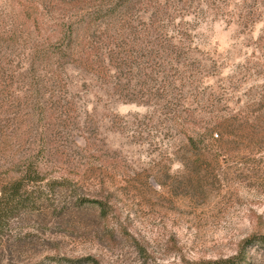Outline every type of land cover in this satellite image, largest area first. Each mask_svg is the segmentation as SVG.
<instances>
[{
  "label": "rangeland",
  "instance_id": "374dc122",
  "mask_svg": "<svg viewBox=\"0 0 264 264\" xmlns=\"http://www.w3.org/2000/svg\"><path fill=\"white\" fill-rule=\"evenodd\" d=\"M29 165L0 264H264V0H0V188Z\"/></svg>",
  "mask_w": 264,
  "mask_h": 264
},
{
  "label": "trees",
  "instance_id": "16d2710c",
  "mask_svg": "<svg viewBox=\"0 0 264 264\" xmlns=\"http://www.w3.org/2000/svg\"><path fill=\"white\" fill-rule=\"evenodd\" d=\"M216 142H221L223 140L222 134H216ZM191 146H194V140L190 138L188 140ZM43 176L39 169L33 168L30 165L24 167L23 170L19 172V177L12 180V182L6 183L0 188V233L4 229V223L10 215H13L20 206L24 205L27 199L26 195L28 192L25 190L26 185L29 182H40ZM94 204L101 206L102 204L98 200L91 201ZM260 240V239H259ZM92 264H98L95 261H91Z\"/></svg>",
  "mask_w": 264,
  "mask_h": 264
}]
</instances>
